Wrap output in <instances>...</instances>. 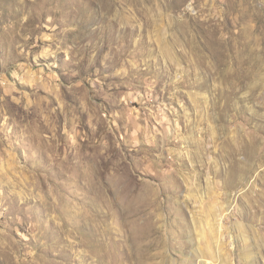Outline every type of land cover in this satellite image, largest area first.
I'll return each instance as SVG.
<instances>
[{
  "label": "rangeland",
  "instance_id": "obj_1",
  "mask_svg": "<svg viewBox=\"0 0 264 264\" xmlns=\"http://www.w3.org/2000/svg\"><path fill=\"white\" fill-rule=\"evenodd\" d=\"M0 264H264V0H0Z\"/></svg>",
  "mask_w": 264,
  "mask_h": 264
}]
</instances>
